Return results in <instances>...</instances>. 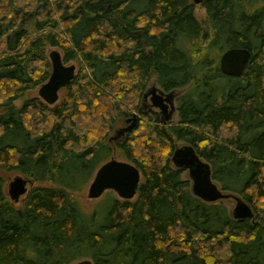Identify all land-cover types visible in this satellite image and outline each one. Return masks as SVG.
Masks as SVG:
<instances>
[{
	"label": "trees",
	"instance_id": "obj_1",
	"mask_svg": "<svg viewBox=\"0 0 264 264\" xmlns=\"http://www.w3.org/2000/svg\"><path fill=\"white\" fill-rule=\"evenodd\" d=\"M200 6L208 31L191 0H0V169L35 183L17 206L0 177V264H264V0ZM46 46L78 64L53 105L24 97L50 76ZM229 48L251 52L240 77L220 71ZM151 80L165 93L186 88L175 124L139 108ZM133 111L135 127L114 145L141 173L136 196L106 191L101 217L85 212L74 194ZM177 142L253 218L193 196L171 163Z\"/></svg>",
	"mask_w": 264,
	"mask_h": 264
},
{
	"label": "water",
	"instance_id": "obj_2",
	"mask_svg": "<svg viewBox=\"0 0 264 264\" xmlns=\"http://www.w3.org/2000/svg\"><path fill=\"white\" fill-rule=\"evenodd\" d=\"M194 5H200L204 0H191ZM251 57V52L246 48H229L219 58V68L223 75L240 77L243 74ZM51 64V73L48 80L37 91V96L46 104L53 105L59 99L60 90L64 89L75 77V66L63 62L60 52L52 49L48 53ZM150 104L165 115L166 123L175 111L173 105L174 95L171 92L164 93L152 89ZM147 94L143 97L146 98ZM129 124L115 131L117 137H123L126 132L135 127L137 114L133 113L128 119ZM171 163L177 168L187 172L191 182V193L206 203H215L233 199L234 208L230 213L234 219H251L254 214L252 208L244 200L235 194L224 192L212 179L211 167L204 161L189 144L176 146L172 155ZM142 176L139 169L128 161H119L114 158L103 162L95 171L87 188L89 199H98L106 191H113L118 198L130 200L136 196ZM31 180L16 176L8 184L7 194L12 202H17L21 196L27 194ZM5 231L0 227V239ZM73 264H92L90 259H82Z\"/></svg>",
	"mask_w": 264,
	"mask_h": 264
},
{
	"label": "rangeland",
	"instance_id": "obj_3",
	"mask_svg": "<svg viewBox=\"0 0 264 264\" xmlns=\"http://www.w3.org/2000/svg\"><path fill=\"white\" fill-rule=\"evenodd\" d=\"M194 14H195L196 18L204 24V28L207 29V31H208L207 26H205V24H206V15H205V11H204V9H203L200 5H195ZM52 49H56V50H58V51L60 52L61 56H62V52H61V50H59V49H57V48L50 47V46H46V55H47ZM66 64H67V65H71V64L74 65L76 70H77V68H78V64H77V62H75V61H70V62H68V63H66ZM75 73H76V72H75ZM39 87H40V85H38L37 87H35L34 89H32V90H30V91H27L24 97L26 98V97H34V96H37V91H38V88H39ZM152 89H156L157 92H158V91H162L161 88L155 83V81H154V80H151V81L148 83V85H147V87L145 88V90L143 91V94L150 93V91H151ZM185 91H186V88H183V89H177V90H173V91H171V93L174 95V98H173V105H174V108H175V111L173 112V114H172V115L170 116V118H169V119H170L169 122L172 123V124H175V123L178 121V116H177V112H176V106H177V104H176V99H177L179 96H181ZM62 95H63V89L60 90V92H59V98H60ZM150 96H151V95H148V96H147L148 99H147V102H146V103H145L144 100H143V95H142V97L140 98V100L138 101V103H139V108H140L141 110H142V109H143V110L146 109V108L144 107L145 104L147 105V108H150V106H151V105H150V101H149V97H150ZM15 104H16V105H20V104H21V99L18 100V101H16ZM133 113H136L137 115H139V113L136 112V111H133ZM139 117H140V116H139ZM151 117L155 120L154 116H151ZM124 125H125V124H124V120H123V119H119V120L113 125V129H112V131L110 132L109 137H108V138H109L108 144H109V146H110V148H111V154H110L109 158L106 159L105 161L109 160L110 158H114V159L119 160V161H126V160L123 158V156H122V154L120 153V151H119L118 149L115 148L114 142H115L116 140H113V139L110 140V138H112L113 136H115V131L118 130L119 128H121V127L124 126ZM141 130H142V129H141ZM139 132H140V130L137 131L136 134H139ZM141 132H143V131H141ZM121 138H122V137H121ZM180 145H182L181 142H177V143H176V146H180ZM166 155H167V153H162V158H164ZM100 156H101V155H100ZM105 161H103V162H105ZM103 162H102V163H103ZM102 163H101V164H102ZM101 164H100V165H101ZM19 175H20V174H18V173H16V172H8V171L1 170V169H0V177H2V179L4 180V189H5L6 192H7V190H8V184H9V182L12 181V180L14 179V177L19 176ZM92 178H93V177H92ZM183 178H184V179H187V178H188L187 172H185V171H184V173H183ZM80 179H82V178H80ZM91 180H92V179H91ZM91 180H90V182H91ZM90 182L87 184V186L85 187V189H84L81 193L74 194V196L80 201L81 206H82V208H83V210H84L85 212H90V211H92L93 209H95V207H96V210H97L99 216L101 217L102 213H104L103 211H104L105 207L108 206V204H107V203L105 202V200H104V198L106 197L105 194H106L107 192H105V193L101 196V198H98V199H89V198L87 197V188H88ZM44 184L46 185V184H48V183H44ZM190 184H191V182H190ZM33 185H35V183L32 181V184H31L30 186H33ZM30 186L28 185V189H29ZM23 196H24V195H23ZM23 196H21L20 199H19L17 202H14L15 205L18 206V205L21 204V200H22V197H23ZM224 204H225V206L227 207L228 211L231 213L232 210H233V208H234L235 201H234L233 199L224 200Z\"/></svg>",
	"mask_w": 264,
	"mask_h": 264
},
{
	"label": "flooded vegetation",
	"instance_id": "obj_4",
	"mask_svg": "<svg viewBox=\"0 0 264 264\" xmlns=\"http://www.w3.org/2000/svg\"><path fill=\"white\" fill-rule=\"evenodd\" d=\"M152 91V90H151ZM151 91H150V93H148V95H151ZM165 93V92H164ZM144 95V94H143ZM152 96V95H151ZM151 96L149 97V101H150V98H151ZM147 99H148V97H146V98H144L143 97V100H144V102L146 103L147 102ZM151 105V104H150ZM144 107L146 108L145 110H141L142 112H144V113H146V114H148V115H150V116H154V118H155V120L157 119V120H159V121H161V122H164V118H165V115L164 114H162V113H160L159 111H158V109L157 108H155V107H153L152 105L150 106V108H147V105L145 104L144 105ZM170 120V119H169ZM169 120L167 121V122H169ZM166 122V123H167ZM128 123H129V121H128ZM122 127H125V125L124 126H122ZM114 137V136H113ZM112 139H114V138H112ZM121 139V137H117L116 139H114V140H120Z\"/></svg>",
	"mask_w": 264,
	"mask_h": 264
},
{
	"label": "bare ground",
	"instance_id": "obj_5",
	"mask_svg": "<svg viewBox=\"0 0 264 264\" xmlns=\"http://www.w3.org/2000/svg\"><path fill=\"white\" fill-rule=\"evenodd\" d=\"M112 138H113V137H112ZM112 138H111V139H112ZM113 140H114V139H113ZM175 148H176V147H175ZM25 195H26V194H25Z\"/></svg>",
	"mask_w": 264,
	"mask_h": 264
}]
</instances>
